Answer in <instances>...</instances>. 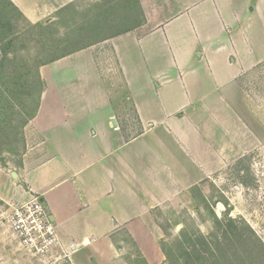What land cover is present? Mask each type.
I'll use <instances>...</instances> for the list:
<instances>
[{"label": "crops", "instance_id": "0c3cea01", "mask_svg": "<svg viewBox=\"0 0 264 264\" xmlns=\"http://www.w3.org/2000/svg\"><path fill=\"white\" fill-rule=\"evenodd\" d=\"M10 1L33 24L73 0ZM135 2L137 24L38 68L25 151L0 167V201L38 197L68 264H119L126 242L158 264L159 215L264 145L247 93L264 65V0Z\"/></svg>", "mask_w": 264, "mask_h": 264}, {"label": "rangeland", "instance_id": "374dc122", "mask_svg": "<svg viewBox=\"0 0 264 264\" xmlns=\"http://www.w3.org/2000/svg\"><path fill=\"white\" fill-rule=\"evenodd\" d=\"M139 21L140 11L135 0H73L56 14L55 20L52 15L33 24L12 7L4 8L0 17V47H6L8 41L11 43L7 47L8 59L3 62L2 81L6 87L0 102V167H17L25 151L22 128L42 89L38 68ZM1 54L0 49V61ZM247 89L255 105L264 112V65L251 75ZM261 117L264 119V113ZM258 132L264 137V120ZM191 196L193 205L159 215L164 229L161 243L172 242L182 232L200 231L204 235L220 236L221 228L215 219L225 222L232 218L238 228L232 229L226 246L231 264H264V145L205 184L203 193L194 188ZM6 214L7 207L0 201V231L7 228ZM6 236L4 250L9 253L8 264H68L56 259L54 250L44 255L30 252L10 230ZM119 262L144 264L129 242ZM164 262L163 255L158 264Z\"/></svg>", "mask_w": 264, "mask_h": 264}, {"label": "trees", "instance_id": "16d2710c", "mask_svg": "<svg viewBox=\"0 0 264 264\" xmlns=\"http://www.w3.org/2000/svg\"><path fill=\"white\" fill-rule=\"evenodd\" d=\"M6 6H10L14 10H17L10 0H0V17L4 13V8ZM10 43L11 41H8L6 47H0L2 53L0 61V102L4 98V87H6V82L2 81L4 71L3 62L8 59L7 47ZM37 76H39L38 72ZM12 77L15 80L19 79L18 76ZM38 78L40 79V77ZM40 92L38 93L34 108L28 119L34 115L37 109ZM26 122L27 121H25V123ZM215 220L217 221L218 227L221 228L220 231L222 234H220V236L216 233L204 235L200 231L192 233L182 232L172 242H162L161 250L164 255V264H231V258L229 253L226 252V246L230 240V232L232 229L237 230L238 226L234 223L235 221L232 218L226 219L225 222L219 219ZM255 239L256 241L259 240L256 236ZM143 262L147 264L146 261L143 260Z\"/></svg>", "mask_w": 264, "mask_h": 264}, {"label": "built area", "instance_id": "2783aa9c", "mask_svg": "<svg viewBox=\"0 0 264 264\" xmlns=\"http://www.w3.org/2000/svg\"><path fill=\"white\" fill-rule=\"evenodd\" d=\"M6 207V226L19 244L38 255L53 252L57 242L56 226L38 197Z\"/></svg>", "mask_w": 264, "mask_h": 264}, {"label": "water", "instance_id": "95a60500", "mask_svg": "<svg viewBox=\"0 0 264 264\" xmlns=\"http://www.w3.org/2000/svg\"><path fill=\"white\" fill-rule=\"evenodd\" d=\"M13 176H16V174L13 172Z\"/></svg>", "mask_w": 264, "mask_h": 264}]
</instances>
